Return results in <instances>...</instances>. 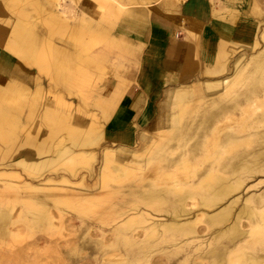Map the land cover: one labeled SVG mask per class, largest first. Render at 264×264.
I'll list each match as a JSON object with an SVG mask.
<instances>
[{"label": "rangeland", "instance_id": "1", "mask_svg": "<svg viewBox=\"0 0 264 264\" xmlns=\"http://www.w3.org/2000/svg\"><path fill=\"white\" fill-rule=\"evenodd\" d=\"M66 2L60 4L56 0H16L15 3H7L5 6L4 0H0V20L12 25L14 30L19 26L23 31L21 36H16L14 33L10 43L16 45L14 53L28 67L16 64L15 69L9 71L19 80L7 79L5 82H0V264H217L219 258L212 252L223 250L226 245L232 246V244L230 246V233L234 231V227L247 229L252 222H264L263 212L254 213L253 216H248L250 214L245 212L255 206L264 211V149H262L264 148V107H262L264 88L252 102L256 104H249L252 108L248 105L249 108L247 107L248 109L243 112L238 111L236 116L241 118L239 121L235 118V122L232 120L230 124L236 129L242 124L243 129L240 126L241 128L236 130L241 129L242 135L257 133L260 135L254 138L255 141L251 139V142L250 140L246 144L243 142L244 145L241 143L237 148L236 146L228 148L230 152L228 150L223 152L225 158L222 159L225 163L236 152L246 150L245 159L254 162L249 164L255 168L256 163L260 165L259 161H262V167L259 173L257 172L259 169L254 170V173L250 172L252 175L247 173L248 177L241 190L226 197L230 199L229 201L227 199L223 201L225 205L233 202L225 207V209L230 208L228 221L212 225L209 222V215L222 210L218 207L219 210L215 207V210L210 209L201 204L204 195L211 191V187L207 183L200 186L198 181L215 158L216 146L213 145L215 134L223 135L231 127L224 125L220 129L222 131L217 130L213 135V131H210L208 133L210 137L206 136L205 139L202 137L204 142L207 141L202 149L192 145L199 139L201 141V134L204 136L203 131L191 130L189 135L194 134V136L189 141V145L171 150L172 132L169 128L173 121L162 123L159 117L153 129L149 128L142 134L144 145L133 154L136 158L129 157L127 161L122 160L119 156L122 149L113 148L114 146L105 140L108 133L103 128L100 115L102 109L107 119L115 104L96 101L100 99L106 84L113 83L112 78L118 79L114 73L122 72L117 66L125 61L113 53L121 48L108 46L109 40L115 39L114 30H110L108 26L110 21L108 19L112 20L115 15L112 6L115 1L110 0V9H106L105 12L98 10L99 15L93 17H86L80 6L76 19L72 17L69 9L74 8L72 10L76 12L78 2L76 0H66ZM92 5V0H84L86 9L91 8ZM100 8L104 6L100 5ZM258 10L262 19L255 39L249 47L235 52L229 71L224 75H204L203 79L196 80H201V85L204 86L200 96L191 95L188 96L189 98L175 102L174 109L179 103L183 108L189 104L195 105L194 112L191 113L193 124L202 118L200 116H203L202 110L208 106L207 103L224 91L222 81L224 79L234 81L235 78L232 77L241 68L246 67L244 62L253 57L256 51L261 50L264 43L259 42L257 45V37L259 31L264 28V9L258 7ZM43 48L49 49L52 54L49 63L43 60L38 61L39 63L35 62L34 57H38ZM28 51L31 53L30 57L26 55ZM106 54L108 63L103 68ZM101 55L97 63L92 62V57ZM239 61L242 63H238ZM57 62H61V67L55 65ZM99 67L102 68L101 71ZM226 68L224 61L220 66L216 65L218 72H224ZM7 76V69L0 70V81H4ZM255 77L256 79H251V73L247 72L241 75L232 84L234 87L231 88V94H239L240 99L244 96L242 93L253 86L260 87L258 82L261 81L262 71L256 72ZM201 96H204L205 100L201 99ZM188 112L190 109H187ZM162 114L166 115L163 109ZM6 119L8 121H5ZM159 126L161 129L159 136L156 137L154 131ZM92 137L100 138L98 142L89 143ZM80 141H86L87 144L83 142L84 147L76 144ZM160 147L167 150L162 156L158 154ZM183 149L184 152L189 149L194 152V155L189 157V163L182 164L177 167L178 169L171 168V176L156 179L152 186H159L155 187L157 190H170L167 194L170 203L162 204V207L176 206L177 209L183 207L193 212L184 217H199L196 222L197 227L195 226L197 234L194 233L197 238L193 240L189 239L192 234L185 235L174 229H163L160 224L153 229L154 220L155 222L168 219L170 221L174 220V216L172 217L173 214L167 211H157V206L145 204L143 200L145 198L141 195V192L152 187L149 177L156 172L155 165L158 163L160 168L169 169L170 161L179 159ZM107 150L116 154L118 152V156L113 157L116 162H111L112 159L105 157L104 151ZM260 157L263 159L261 160ZM149 160L153 163L147 166ZM118 163L124 165L122 171L118 170ZM138 166L141 168H137ZM218 168L221 170V165ZM220 170L217 172L220 173ZM62 177L67 181L62 182L60 180ZM28 183L37 187L56 185L53 189L56 188L64 194L63 200L58 202L50 197L47 198L41 191L33 192ZM246 184L249 185L245 187ZM182 185L184 191L179 189ZM233 195L241 198L236 199ZM223 202L220 206L224 205ZM230 205H234V208ZM237 208L243 209L238 212ZM138 210L146 216L149 215V221L127 224L126 219L133 214L137 215ZM50 217H52L51 221H49ZM263 228L264 226L257 231V235L261 237L252 239L237 250L232 256L234 258H231L234 261L232 264H246L247 257L256 249H264ZM237 254L240 259H237L239 258ZM228 256L230 255H224L222 264H229Z\"/></svg>", "mask_w": 264, "mask_h": 264}, {"label": "crops", "instance_id": "2", "mask_svg": "<svg viewBox=\"0 0 264 264\" xmlns=\"http://www.w3.org/2000/svg\"><path fill=\"white\" fill-rule=\"evenodd\" d=\"M109 1L92 0V7L86 9L80 0L72 17H78L80 6L86 17L99 15L98 10L110 9ZM114 1L115 15L108 19V26L115 39L109 40L108 46L121 48L113 53L125 61L117 66L122 72L114 73L118 79L112 78L113 83L106 84L96 101L114 102L107 119L100 109L108 133L105 140L130 157L144 145L142 134L153 129L162 109L170 120L181 90L191 88L204 75L229 71L235 52L255 39L262 19L258 7L264 9V0ZM11 2L16 0H4L5 6ZM13 34V26L0 20V70L7 69L8 75L0 82L19 80L9 71L16 64L27 67L7 48ZM223 61L227 68L218 72L216 65ZM107 63L106 54L103 65Z\"/></svg>", "mask_w": 264, "mask_h": 264}, {"label": "bare ground", "instance_id": "3", "mask_svg": "<svg viewBox=\"0 0 264 264\" xmlns=\"http://www.w3.org/2000/svg\"><path fill=\"white\" fill-rule=\"evenodd\" d=\"M56 2H59L60 4H62L63 2L64 3H67L66 0H56ZM75 2V1H74ZM76 2H78L76 0ZM70 4V3H69ZM67 5V4H65ZM76 5V4H74ZM72 5V6H74ZM102 5V4H100ZM53 6H55L53 4ZM64 6V5H63ZM70 6V5H69ZM71 6V7H72ZM63 9V8H62ZM74 8H70L69 9V12H71L72 16H74L73 13L74 10H72ZM73 12V13H72ZM25 28V27H24ZM22 32L20 27H17L15 30H14V33L16 36H21L22 35ZM34 35V34H33ZM25 39V38H24ZM258 42H257V45L259 44V42H263L264 43V28L261 29L258 33ZM45 42V41H44ZM50 43V42H49ZM256 43V42H255ZM47 44V43H46ZM256 45V44H255ZM47 46V45H46ZM16 47V45L14 43H9L8 44V48L11 50V51H15L14 48ZM45 47V46H44ZM49 47V46H48ZM47 47V48H48ZM50 48V47H49ZM42 50V51H41ZM39 54L37 55L38 57H34L35 58V62H38V61H45L47 63H49V60H50V56H52L51 52H49V49H41ZM22 53H23V50H22ZM26 55L27 56H31V53L28 51L26 52ZM251 56V55H250ZM102 55L101 56H97V57H92V62H95L97 63V61H99L101 59ZM104 57V56H103ZM28 59V58H27ZM103 60V59H102ZM105 60V59H104ZM104 62V61H103ZM34 63V62H33ZM39 63V62H38ZM42 63V62H41ZM44 63V62H43ZM238 63H242V62H238ZM36 64V63H35ZM102 64V63H101ZM245 64V65H244ZM244 69H240L239 72L237 74H235V76H233L232 78H235L234 81L232 79H224V81H222V85H223V92L220 94V96L218 95L217 98H212V100L207 103L208 106L206 107L205 105V109L202 110V113H203V116H200L202 117L201 119L199 118V121L196 123V124H193L192 122L193 119H192V114L194 112V106H192V104L190 105H187L186 107L183 108V105L181 103H179L177 105V107L175 108V113L171 116L172 118H170V121L172 120L173 121V124H171L172 126L169 128L170 131L172 132L171 134V138H170V142L172 143L170 145L171 147V150H173L175 147L176 148H183L187 145H189V141L193 138L194 134L193 135H189V132L192 130L193 132H195L194 130H202L203 133H204V136L203 134H201V141L200 139L197 140V143L193 144L192 146L193 147H197V148H204L205 147V143L207 142H204L203 139L206 138V136H208V133H210V131L213 134L216 133L217 130H220L221 128H223L222 126L224 125H229L232 123V120L234 121L235 118H238L237 121H239V119L241 117H237V112L238 111H245V109L248 107V105L250 104H256V103H252L254 101L255 98L258 97L260 91L262 92V89L264 88V44L261 48V50H258V52L256 51V53L254 54L253 57H250L247 62H244ZM56 66H59L61 67V62H57L55 63ZM69 65V64H68ZM251 67H248L250 66ZM48 66V65H46ZM97 66V65H96ZM84 67V66H83ZM47 68V67H45ZM87 68V67H86ZM100 68V67H99ZM103 68H104V65H103ZM247 68H251L250 70H247ZM98 69V68H97ZM102 68H100V71H101ZM75 71V70H74ZM96 71V70H95ZM103 71V70H102ZM258 71H262V78H261V81L258 82L260 87L258 86H253V88H250L249 90H247V92L245 93H242L244 96L243 98H240L239 99V94H235V93H232L231 94V88H233L234 86H232V84L236 81V79H238L241 75L245 74L246 72L247 73H251V79H256V72ZM87 72V71H86ZM97 72V71H96ZM26 74V73H25ZM87 74V73H86ZM72 75V73H71ZM82 75V74H81ZM75 76V75H74ZM87 76V75H86ZM68 77V76H67ZM255 77V78H254ZM72 78V77H71ZM70 78V79H71ZM90 79V78H89ZM242 79V77H241ZM240 80V79H239ZM26 81V80H25ZM89 82V80H88ZM67 84V82H66ZM248 84V83H247ZM73 85V84H72ZM244 86V85H243ZM204 86L201 85V80L199 81H196L195 85L193 87H191L190 89H183L181 90L178 94V100L177 101H182L184 100L186 97L188 96H191V95H199L200 96V93L203 92V88ZM209 89V88H208ZM207 89V91H208ZM264 91V90H263ZM206 92V91H205ZM207 93V92H206ZM227 94V95H226ZM205 95V94H203ZM203 97V98H202ZM206 97V96H205ZM228 97V98H227ZM189 98V97H188ZM196 98V97H195ZM201 99H204V96H201L200 97ZM199 99V98H198ZM261 99V98H260ZM205 100V99H204ZM203 100V101H204ZM262 100V99H261ZM202 103V102H201ZM204 103V102H203ZM204 103V104H206ZM249 105V106H250ZM203 106V107H204ZM251 107V106H250ZM264 107V106H262ZM249 108V107H248ZM247 108V109H248ZM252 108V107H251ZM187 109L189 110L190 109V112L187 113ZM196 110H198V108H196ZM250 110V109H249ZM260 110V109H259ZM197 112V111H196ZM201 112V111H200ZM248 112V110H247ZM250 112V111H249ZM245 113V112H244ZM161 117V122H165V121H168L166 115L164 114H160ZM5 119V117H4ZM236 120V119H235ZM253 120V119H252ZM5 121H8L7 119ZM245 121H248V120H245ZM196 122V121H195ZM235 122V121H234ZM258 122V121H257ZM261 122V121H259ZM264 122V121H263ZM3 123V121H2ZM5 123V122H4ZM13 123V122H12ZM226 123V124H225ZM245 123V122H244ZM252 123V122H251ZM254 123V122H253ZM246 124V123H245ZM249 124V123H248ZM264 124V123H263ZM1 125V124H0ZM5 126V124H3ZM2 125V126H3ZM194 125V126H192ZM234 125V124H233ZM242 125V124H241ZM240 125V126H241ZM244 125V124H243ZM262 125V124H261ZM238 127L237 126V129L238 128H241V127ZM247 126V124H246ZM258 126V125H257ZM231 128H235V127H232V125L230 126ZM255 127V128H254ZM254 129H256V125H254ZM261 127V126H260ZM3 128V127H2ZM228 128V127H227ZM231 128H229V131L227 132H224L223 135L220 134H215V142L213 145L216 146V149H215V158L214 160L211 162V164H209V168L207 167V169H205V171L202 173L199 181H198V185L202 186L204 183H207L210 187H211V191L209 192V194H206L204 195L203 197V200L201 202V204L204 206V207H208L210 209H214L215 208H220V210L222 211H217V212H214V213H211L209 215V222L210 224L214 225V224H217V223H225L224 221H226L227 219H229V209H225L226 206H228V204H231L233 202H227L228 204H224V200L227 199L226 197H228L229 195H232V193H234L235 191L237 190H241V187L244 183V181H246V177H248L246 174L247 173H254L256 171V169H259L257 170V172L259 171L260 172V169H261V163L263 162L262 161H258L261 162L260 165H258L256 162L258 161H255L256 163V167L253 168L250 164H249V160L250 159H245V154H246V150H243V151H240V152H236L235 154H233L229 159H227L225 161V163L222 161L223 157H224V154L223 152H226L228 150V148H234V146H240L241 143L243 144V142H251V139L254 140V138H258V136L260 135L259 133L257 134H253V135H242L240 133H243L242 130L240 129L239 131H236L237 129L235 128L230 130ZM247 128V127H245ZM252 128V126H251ZM258 128V127H257ZM1 129V127H0ZM99 129V128H98ZM161 129V126H159L157 129H155L154 131V135L156 137L159 136V131ZM243 129V127H242ZM96 130V129H95ZM94 131V130H93ZM103 131V130H102ZM222 131V130H220ZM246 131V129L244 130ZM92 132V131H91ZM90 132V133H91ZM263 133V132H262ZM89 134V133H88ZM87 134V135H88ZM98 134V133H97ZM104 134V133H103ZM91 135V134H90ZM101 136V134H100ZM196 136V135H195ZM211 135L209 134L208 137H210ZM253 136V137H252ZM203 137V139H202ZM205 137V138H204ZM92 137V141H90L89 143H95L100 137ZM84 139V138H83ZM210 140V139H209ZM252 140V141H253ZM255 141V140H254ZM83 142H86V141H83ZM82 141H80V143H76V144H79V145H82L83 144ZM98 142V141H97ZM88 143V144H89ZM75 144V143H73ZM75 144V145H76ZM85 144V143H84ZM87 144V142H86ZM250 144V143H249ZM261 144V143H260ZM92 145V144H91ZM165 145V144H164ZM191 145V144H190ZM209 145V144H208ZM244 145V144H243ZM83 146V145H82ZM85 146V145H84ZM83 146V147H84ZM90 146V145H89ZM158 146V145H157ZM191 146V147H192ZM87 147V146H86ZM170 147L168 146V150L170 149ZM209 147V146H208ZM214 147V146H213ZM161 148V147H160ZM159 148V149H160ZM248 148V147H247ZM69 149V148H68ZM111 149V148H110ZM264 149V148H262ZM116 150V149H115ZM113 150V151H115ZM230 150V149H229ZM228 150V151H229ZM233 150V149H232ZM261 150V149H260ZM70 151V150H69ZM166 149H162L159 151V155H164L166 153ZM204 151V149H203ZM66 152V151H65ZM68 152V151H67ZM72 152V151H70ZM157 152V151H156ZM209 152V150H208ZM230 152V151H229ZM260 152V151H259ZM137 153V152H136ZM155 153V152H154ZM157 154V155H158ZM263 154V153H262ZM261 154V156H262ZM104 155L106 158L108 159H112L111 162H116L115 156H118V152L116 154V152H112L110 150H107V151H104ZM194 155V152L189 149L186 150L184 152V149L182 150V156L179 158V159H173L170 161V164L169 165V169H163V168H160L158 163L155 165L156 166V172L151 174L152 177H149V181H150V184L151 186L153 185V182L156 181V179L160 178V177H163V176H167V175H170L172 173H170L171 171V168H176L178 169L177 167L181 166L182 164L184 163H189L190 161V158L191 156ZM122 160L124 161H127L129 160L128 156H126L125 154H120L119 155ZM168 156V155H167ZM207 156V155H206ZM135 157L134 155H131L130 158H133ZM196 157V156H194ZM263 157V156H262ZM262 157L261 160L263 159ZM136 158V157H135ZM157 158V157H156ZM225 158V157H224ZM158 159V158H157ZM163 159V158H162ZM121 160V161H122ZM161 160V159H160ZM205 160V159H204ZM162 161V160H161ZM156 162H159V161H156ZM166 162V161H165ZM123 163V161H122ZM122 163H118L119 165L117 166L118 167V170H123V167L124 165ZM137 163V162H136ZM152 161L149 160L147 166L149 165H152ZM251 164L254 163V162H250ZM125 164V163H124ZM146 164V163H145ZM221 165V170L218 168L219 166ZM264 165V164H263ZM115 167V166H114ZM166 167V166H165ZM260 167V168H258ZM137 168H141V166H138ZM117 170V168L115 169ZM218 170H220V173L217 172ZM255 170V171H254ZM254 171V172H253ZM217 172V173H216ZM258 172V173H259ZM261 172H263V170H261ZM250 173V174H251ZM264 173V172H263ZM157 174V175H156ZM248 174V175H250ZM150 175V176H151ZM252 175V174H251ZM255 176V175H254ZM262 177V176H261ZM264 179V178H263ZM60 180L63 181H67V179L65 177H62ZM69 181V180H68ZM263 183V182H262ZM29 184V183H28ZM8 185V184H7ZM155 185V184H154ZM217 185V187H216ZM247 185L249 184H246L245 187H247ZM251 186H253L252 184H250ZM12 186V185H11ZM28 186V185H27ZM250 186V187H251ZM29 187L31 190H33V192H38V191H41L44 196H46L47 198L50 197L52 199H55L56 201L58 200H63V193L62 192H59L58 190L53 189L54 187H56V185H46V186H41V187H37L33 184H29ZM155 187H159V186H156ZM154 186L150 187L149 190H145L143 192H141V195H143V197L145 199L144 202L145 204L147 205H153L154 207H156V210L157 211H167V212H170L172 215V217L174 216V220H171L169 221L168 220H165V221H162L161 222H155V220L153 221V224H152V228L154 229L155 227H158L156 225L160 224L163 229H167V230H176L177 231H180L181 233H184L185 235H188V234H192L191 236H189V239H195L197 238V230H196V222L197 220L199 219V217H196V218H186L184 216H187L189 215L191 212V210H187L186 208H180V209H177L176 206H171V207H162L161 205L162 204H167V203H170V200L167 196V194L170 192V190H167V189H159L157 190ZM214 187V188H213ZM248 187V188H250ZM14 188V187H13ZM168 188V187H167ZM183 185L179 188L180 191L183 190ZM247 188V189H248ZM146 189V188H145ZM208 189V188H207ZM172 190V189H171ZM185 190V189H184ZM183 190V191H184ZM187 190V188H186ZM249 190V189H248ZM58 191V192H57ZM86 191V190H85ZM84 191V192H85ZM133 191V190H132ZM164 191V192H163ZM40 192V193H41ZM178 192V191H177ZM176 192V194H177ZM196 192V191H195ZM245 192V190H244ZM188 193V192H187ZM242 193V192H240ZM257 193V192H256ZM182 194V193H181ZM237 194V193H236ZM235 194V195H236ZM259 194V193H258ZM180 195V194H178ZM183 195V194H182ZM203 195V194H202ZM260 195V194H259ZM176 196V195H175ZM234 196V195H233ZM232 196V197H233ZM188 197H189V193H188ZM231 197V198H232ZM236 199H238L240 196H234ZM261 198V196H259ZM34 198V197H33ZM65 198V197H64ZM241 198V197H240ZM146 199H149V201H145ZM202 199V198H201ZM248 199V198H247ZM246 199V202L248 201ZM141 200V199H140ZM178 200L179 199V196H178ZM228 201L230 199H227ZM233 201V200H232ZM237 201V200H236ZM59 202V201H58ZM223 202L224 205H221L220 206V203ZM239 202V201H238ZM250 202V201H249ZM253 202V201H252ZM141 203H143L141 201ZM242 203V202H241ZM144 204V205H145ZM251 204V203H250ZM179 205V204H178ZM182 205V204H181ZM185 206V205H184ZM231 206V205H230ZM229 206V207H230ZM234 206V205H233ZM231 206V207H233ZM153 207V209H154ZM215 207V208H214ZM240 207V206H239ZM246 207V206H245ZM217 208V209H218ZM234 208V207H233ZM241 208V207H240ZM248 208V207H246ZM258 207H250L248 208L247 210H245V212L247 211L250 215L248 216H253L255 214H262V212L264 213V211H262V209H257ZM262 208V207H261ZM148 209V208H147ZM216 209V210H217ZM243 209V208H242ZM242 209H238V212ZM213 210V211H214ZM219 210V209H218ZM139 211V210H138ZM205 211V210H204ZM185 212V213H184ZM211 212V211H210ZM208 212V213H210ZM193 213V212H192ZM191 213V214H192ZM232 213V212H231ZM230 213V214H231ZM237 213V212H236ZM241 213V212H240ZM244 213V212H243ZM255 213V214H254ZM148 214H151V213H148ZM169 214V213H168ZM245 215V214H244ZM236 216V215H235ZM261 216V215H260ZM264 216V214H263ZM189 217V216H188ZM191 217V216H190ZM262 217V216H261ZM51 219L49 221L52 220V217H50ZM231 218V217H230ZM149 215L146 216L145 213L143 212H138L137 215L133 214L132 216H130L128 219H126V223L131 225V224H134V223H138V222H146V221H149ZM237 219V218H236ZM243 219V218H241ZM48 220V219H47ZM234 220V219H233ZM232 220V221H233ZM248 220V219H247ZM263 220V218H262ZM261 220V221H262ZM228 221V220H227ZM264 221V220H263ZM231 222V221H230ZM241 223V222H240ZM264 223V222H263ZM263 223H260V222H257L255 221L250 223V226H248L249 228L247 229H239V227L235 228L234 227V231H231L230 233V237H231V240H230V246L232 244L231 247H227L229 245H226L225 248L222 250H218V251H215L213 250V255L217 258H219V260L217 259V264H222V260L224 258V255H230L228 256V260H229V264H232V259L234 257V254L237 253V250L241 249L244 244L248 243L249 241H251L252 239H256V238H259L261 237L260 235H257V231L259 229H261L263 226L262 224ZM159 225V226H160ZM231 225V224H230ZM151 226V225H150ZM160 226V227H161ZM196 226V227H195ZM228 227V225H226ZM235 226V223L234 225ZM246 226V225H245ZM147 228V227H146ZM146 228H145V231H146ZM149 228V227H148ZM210 228V227H209ZM208 228V229H209ZM231 228V227H230ZM156 229V228H155ZM224 229V227H223ZM227 229V228H226ZM229 229V228H228ZM264 229V228H263ZM262 229V232H264ZM158 230V229H157ZM160 230V229H159ZM211 230V229H210ZM219 230V228H218ZM161 231V230H160ZM225 231V230H224ZM217 232V230H216ZM220 232V231H219ZM222 232V231H221ZM227 232V231H226ZM159 233V232H158ZM161 233V232H160ZM167 233V232H166ZM196 233V234H194ZM214 233V232H213ZM225 233V232H224ZM157 234V232H156ZM212 234V233H211ZM223 235V233H221ZM220 234V236H221ZM262 234V233H261ZM218 235V234H216ZM226 235V233H225ZM180 236V235H179ZM202 236V235H201ZM211 236V235H210ZM200 237V236H199ZM209 237V236H208ZM207 237V238H208ZM217 238V237H216ZM179 240V239H178ZM208 240V239H207ZM210 240V239H209ZM208 240V241H209ZM217 240V239H216ZM204 242V241H203ZM202 244V243H201ZM206 244V242H205ZM208 244H210L208 242ZM246 246V245H245ZM183 247V246H182ZM180 248V247H179ZM195 248V247H194ZM229 248V249H228ZM181 249V248H180ZM228 249V250H227ZM236 251V252H235ZM259 251H262L263 253H258ZM202 254V252H201ZM243 254V253H242ZM238 256V254H237ZM236 257V256H235ZM239 257V256H238ZM232 258V259H231ZM237 259H240L237 258ZM236 259V260H237ZM243 259V258H242ZM235 260V259H234ZM239 262V261H238ZM245 262V261H244ZM236 263V262H235ZM240 263V262H239ZM246 264H264V249L263 250H258L256 249L255 252H253L252 254H250L248 257H247V261H246Z\"/></svg>", "mask_w": 264, "mask_h": 264}]
</instances>
